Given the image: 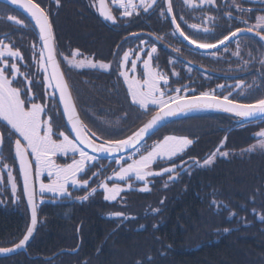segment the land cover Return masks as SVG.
Instances as JSON below:
<instances>
[{
  "label": "trees",
  "instance_id": "1",
  "mask_svg": "<svg viewBox=\"0 0 264 264\" xmlns=\"http://www.w3.org/2000/svg\"><path fill=\"white\" fill-rule=\"evenodd\" d=\"M173 2L181 29L200 42L215 43L243 25L237 16L228 13L237 10L230 0L189 8L181 0ZM43 4L51 8L56 52L78 114L101 138H124L145 121H138L141 114L131 105L116 69L68 66V73L63 65L64 56H71L72 49L77 48L80 55L115 58L123 45L141 38L139 33L131 34L141 32L137 30L147 28L159 37L160 50L153 58L168 77L172 90L187 85L212 91L223 85L219 89L222 94L231 93L230 98L243 103L264 97V43L255 36L237 43L238 55L235 41L213 54L184 46L174 35L168 16L158 14L164 9L163 4L153 10L154 15L148 21L135 17L120 18L116 23L100 18L88 0H59V6L55 0L53 4ZM9 16H15L17 22L9 21ZM206 16L213 19H205ZM199 24H206L209 31L190 27ZM0 40L9 42L21 53L23 59H18L21 70L28 75L29 84L36 92L31 99L46 101L54 125L68 131L52 90L46 100L48 88L38 64L41 48L38 29L25 12L3 0H0ZM173 48L181 51L175 53ZM192 52L207 62H224L228 67L218 74L212 72L217 76L179 69L176 64L183 62L180 57ZM261 127L264 120L239 121L237 116L217 110L170 120L143 143L150 142L162 128L190 135L194 143L169 163L183 162L184 166L218 148L227 149L228 155H218L207 166L193 164L174 181L165 179L171 173L156 176L148 191L130 189L113 202L105 200L100 190L92 193L86 188L75 197L37 202L38 227L27 251L0 256V264H137V261L141 264H264V220L260 218L264 216V150H241L254 139L252 132ZM2 133L0 166L10 165L5 169L13 172L18 187L15 197L4 171L0 181V246H9L25 233L30 214L15 157L16 135L8 130ZM86 195L88 198L82 199ZM115 210L133 214V218L123 221L106 215ZM77 246L76 251H71Z\"/></svg>",
  "mask_w": 264,
  "mask_h": 264
},
{
  "label": "snow or ice",
  "instance_id": "2",
  "mask_svg": "<svg viewBox=\"0 0 264 264\" xmlns=\"http://www.w3.org/2000/svg\"><path fill=\"white\" fill-rule=\"evenodd\" d=\"M55 2L59 6V0H55ZM100 2L101 15L103 18L115 23L116 17L106 11L104 0H100ZM155 2L156 0H151L150 3L145 4L144 0H141L140 5H134L132 0H128V2L123 5L125 10L121 15L130 17L133 15V11L139 7H143V10L147 12L154 6ZM166 2L167 8L161 9L160 11L162 17L173 11L172 0H166ZM184 2L188 4L191 0H184ZM208 2L211 3L212 0H208ZM11 3L22 7L28 14L30 21L33 22L34 27L38 29V38L42 45L39 50V67L42 68L45 73H48V69L51 68L50 74L45 75L44 80L46 81L48 89L58 90L59 102L63 104V115L67 117V121L71 125L72 131L76 133V137L75 139H70L68 135L61 132L59 135L62 139H53V127L50 119H42V115L46 114V107L38 103H31L30 107L26 108V100L21 99V89L12 87L13 79H15L19 72V68L14 62L9 65L8 61V58H18L22 60L23 57L19 50H14L10 44H6L3 40H0V120L6 122V125L10 126V128L18 134V138L15 140V157L19 159V171L23 176V194L27 196L28 205L31 207V223L27 227L26 234L23 235V238L20 239L18 243L13 244L12 247L0 248V253H9L26 247L37 225L36 188L32 179L33 163L35 164L36 176H40L43 172L47 171L48 176L51 178L48 184L42 181L40 182L39 194L41 197H43L45 191L61 196H69V184L73 187H84L89 183L88 180L81 182L77 178L78 174L84 173L85 171V161L97 159L96 154L99 153H120L129 149L133 150L132 155L138 153L144 140L158 130L170 117L191 111L215 109L232 113L248 121L256 118L264 120V97L251 103H241L237 99L230 98L231 93L222 96L216 95L215 90L202 91L199 92V94H195L193 90L190 93L187 85L174 90H161L160 82L163 81L164 84L167 85L168 79L162 73L153 70L151 62L153 60V54L157 53V47L153 44L150 50L141 48L139 53L125 51L119 62L121 69L130 62V71L135 73L140 53L147 51V59L143 60L142 65L144 77L142 80L136 78L134 75L130 77L128 71L124 70L119 72V76L123 77L127 89V96L130 97L131 105L137 106L144 113L149 112L153 107L158 110L151 116V119H149L147 123L127 138L97 144L90 138L95 137V133H91L81 125L77 116L76 105L73 102V97L69 90V85L60 70L55 46V34L53 32L49 13L45 11L39 3H34L33 0H11ZM237 7L238 10L244 11L243 9H239V6ZM128 9L132 10L130 11ZM247 11H251V9ZM207 19L212 20L213 18L208 17ZM8 20L17 22L15 16H9ZM171 22L176 24L179 35L183 36L185 40L189 41L190 44L195 45L197 48L205 50L226 46V42L236 40L238 35L244 31L241 28H236L234 31H230L227 35H224L222 39L216 40L215 43L200 42L197 39L185 35L180 25L176 23L175 16H172ZM19 23L22 24L23 21H19ZM244 23H246V21H244ZM190 27L198 28L197 25H190ZM254 29L259 30L257 35L264 41V15L258 16L256 18V23L249 27L247 31L252 32ZM203 31L207 33L209 29L204 28ZM157 39H159V37ZM145 43V41H141V44ZM237 49L236 55L239 54V44H237ZM176 51L179 52L180 50L176 49ZM74 55H79V53H74ZM133 55H136L137 58L131 59ZM262 63H264V61H262ZM69 64L76 67H85L84 61H69ZM87 66L101 70H108L111 67L110 64L107 63H93L91 61L88 62ZM9 71H11L13 79H9L6 75ZM173 74L176 75V73ZM240 86L239 83L236 85L237 88ZM219 87L224 86L221 85ZM172 91H174L175 94L169 95L168 92ZM30 92V88L25 90L24 95L26 98H30ZM254 135L259 138L257 144L250 146L247 151L251 152L257 147L264 150V129H261ZM2 139V134H0V142H2ZM22 141L24 143H22ZM193 143L194 141L188 137L164 136L162 140L155 142L151 146L150 151L140 155L139 159H132L131 163H127L126 167L121 165L120 171L115 173V176L120 180H125L131 178L130 174H134L137 180L145 181V187L141 189V191H148L146 178L149 176L156 177L162 176L165 173H171L173 175L170 176V180L174 181L178 178L177 169L183 168V162L181 165L173 163L171 167L158 172L151 171V166L157 159H167L171 161L174 157L184 153ZM81 145L92 149L94 155H89ZM58 152L64 154L71 152L73 156L78 152L80 158L78 160L73 159L71 164L59 166L56 165L53 160V157ZM30 155L34 157V161L29 160ZM217 155L226 156L228 154L221 153L219 149H217L216 152H213L204 159L203 164H200V161L195 159H193L191 163L201 167L207 166L213 163ZM123 159L124 157L121 156L120 159H117L115 162L120 164V161ZM129 159H131V155ZM3 167L7 168L8 166L4 165ZM7 179L11 183V191L15 195L17 192V183L11 170L7 171ZM101 186L107 193L105 200L109 201L115 200L123 190L118 185L109 187L107 184H103ZM128 187L131 189V185ZM95 191L96 189H92V193ZM87 198L86 195L82 199ZM114 215L122 216L123 213H115ZM260 218L264 220V216ZM225 231H228V229H225ZM148 259L151 260V257H148ZM137 264H141V261H137Z\"/></svg>",
  "mask_w": 264,
  "mask_h": 264
},
{
  "label": "rangeland",
  "instance_id": "3",
  "mask_svg": "<svg viewBox=\"0 0 264 264\" xmlns=\"http://www.w3.org/2000/svg\"><path fill=\"white\" fill-rule=\"evenodd\" d=\"M181 1L183 2V4L188 6V8L189 7H199V6H204V5H208V4H215L217 2V0H212L211 3H209L208 0H191L190 3L186 4L184 2V0H181ZM110 2H111L112 5L118 7V9L121 10V12H120V14H121L125 10L123 5L126 4L128 2V0H110ZM230 2H231V6H235L236 7V6H239L240 0H230ZM132 3L134 5H140L141 4V0H132ZM144 3L146 4L147 0H144ZM140 9H141V7L136 8L134 11H138ZM128 10L131 11L132 9H128ZM134 11H133V13H134ZM242 13H243V23H244V21H246V23H244V24L246 26H248V27H251L252 25H254L256 23V18L258 16L264 15V8L256 10L254 17H250L249 16L250 12L247 11V9H246L245 12H242ZM196 16L197 17H204L202 14H196ZM205 19H207V16L205 17ZM205 22H206V24H208L207 21H205ZM206 24H199V25H197L198 28H196V29H200V30L203 31L204 28H208V26ZM255 30H258V29H255ZM249 36H251V35L244 34V35L238 36L236 38V40H235L236 44L238 42L241 43L244 39L249 38ZM141 41H144L143 38L135 40V42H131V41L127 42L125 45H123L122 48L119 49L116 57L112 58V59H97V58H94V57L89 56V55H80V54L79 55H74V53H77V52L80 53V51L77 48H73L71 56H68L67 59H65L66 57L64 56V59L66 60V62H63V65H64L66 71L68 73H70V70L67 67L68 66L76 67V66H73L72 64H69V61H77V62L84 61L85 62V67H88L87 64H88L89 61H91L93 63H101V62H103V63L110 64L111 67L108 70L116 69L117 73H118V76H119V72L121 70H124V71H128V74H129L130 77L134 75L136 78L142 80L144 78L143 77V67H142V65H143V60L147 59V51H145L144 53H140V58L137 60V68H136L135 73L130 71V69H131V63L130 62L128 64H126L123 69H121L120 66H119V62L121 61V59L123 57V53L125 51H130V52H133V53H139L141 48H145L146 50H150L152 45H148L147 46L146 44H141ZM4 43L9 44V42H4ZM228 48L229 47H227V49ZM13 49L14 50H18V49L14 48V47H13ZM209 53L218 54L217 51H211ZM136 58H137L136 55H133L131 57V59H136ZM8 61H9V65L14 62V63L17 64V66L19 68V72L17 73L15 79H13L11 71L7 72L6 75L8 76L9 79H13L12 87L21 89V92H22L21 99H25L26 100V104H25L26 108L30 107L31 103H38V104L44 105L46 107V114L42 115V119H44V120H49L50 119V121L52 123V127H53V139H55V140L62 139V137L59 135V133H61V132H63L65 135H68L70 139H74L71 136V134L65 128L57 127L56 125H54V123L52 121V118H51V107H47V102L46 101H43L41 99H34V100L31 99L32 97L35 96L36 92L34 91L33 87H31V85L29 84L30 81H29L28 75L25 74L23 72V70H21V66L19 64L18 58H8ZM151 63H152V67H153L154 71H157V72L162 73L163 75H165L163 73V71L159 68L158 64L154 61V58H153ZM77 68H80V67H77ZM43 75L45 77V75H48V73H45L43 71ZM119 79H120L121 84L124 86L125 90L127 91L126 85L124 84V81H123V77L119 76ZM167 79H168V77H167ZM17 82L21 83V85L19 86L17 84ZM45 84H46V81H45ZM46 86H47V84H46ZM28 88L31 89L30 98H26L24 93H23V91H25ZM160 88H161V90H164V91H168L169 89L172 90V87L168 83H167V85H165L163 81L160 82ZM50 90H52V89H47L46 90V100L47 101H48ZM52 93H53V90H52ZM168 94L169 95H174L175 93H174V91H172V92H168ZM129 100H130V97H129ZM133 106L141 114V118L138 120L139 122L146 121L148 116H150L152 114V112L157 110L156 108L153 107V108L150 109L149 112L144 113L137 106H135V105H133ZM0 126H1V129L4 132L6 130L14 132V130H12L10 128V126H7L6 122H4L2 120H0ZM82 126L85 128L83 123H82ZM117 127L123 128L122 125L121 126L117 125ZM164 130H165V128H162L159 131V133L150 142H148L146 145L142 144L140 146V149H139L138 153L132 155V151H133L132 150L131 152H129L127 154L121 155V156L124 157V159L120 161V164H117L115 161L117 159H120L121 156H117L113 160L111 158L106 159V158H100V157L97 156V159H95L93 161H85V171H84V173L78 174L77 178L81 182L84 181V180H88L89 183H88L87 186H84V187H80V186L73 187V186H71V184H69V186H68V192L70 193L69 196H61L59 194H53L51 192L45 191V193L43 194V197H41L40 194H39V184H40V182L42 181L43 183L48 184L50 182L51 178L48 176L47 171L43 172V174L40 175V176H36V174H35V164L33 163V170H34V178H35V186H36V194H37V202H38V204H40L45 199L57 200L59 198H69L70 196H73V195L75 197L79 193V190H81L83 188H86L87 190L88 189L92 190L93 188H95L97 190H100L103 198L105 199V196L107 195V193L105 192L104 188L101 186L103 184H107L109 187H112L113 185H118L121 189H123L121 191V193L124 192V191L130 190L129 187H128L129 185H131V189H134V188L140 189V190L143 189L145 187V181L137 180L135 178L134 174H130V176H131L130 179L120 180L119 178H117L115 176V173L120 171L121 165L126 167L127 163H131L132 159H139L140 155L146 154L147 151H150L151 150V146L155 142L162 140L164 136L188 137V138L193 140V138L190 135L186 134V133L167 132V131H164ZM41 134H43V133H41ZM15 135H16V139H17L18 138V134L15 133ZM258 139L259 138H254L247 145L242 147L241 150L247 152V149L250 146L257 144V140ZM111 140H117V139H111ZM22 143H24V142L22 141ZM218 149H219V151L221 153H227L228 154V150L227 149H224V148H218ZM257 149H259V148L257 147L254 150H257ZM216 150L217 149L213 150L205 158L199 160L200 164H203L204 159H206L213 152H216ZM85 151L88 152L89 155H94V154L90 153L87 150H85ZM130 155H131V159H129ZM221 156H224V155H221ZM216 157H215V159H216ZM30 158H31V161H34V157H32L30 155ZM79 158L80 157H79V153L78 152L75 154V156H73L71 154V152H69L68 154H64V153H59L58 152L53 157V160H54L56 165L63 166V165L71 164L73 162V159H77L78 160ZM168 161L169 160H167V159H157L152 164L151 171L158 172V171H161V170H163L165 168L171 167V165L173 163H175V164L178 163V162L177 163L176 162L169 163ZM4 165H7L8 166L7 168H9V166H10L8 164H4ZM3 166H0V181L2 180V176H4V171H6V178H7L8 169H5ZM2 170H3V172H2ZM12 174H13V172H12ZM13 177H14V174H13ZM154 178H156V177L149 176V177L146 178L147 187L148 188H149V183L151 181H153ZM8 185H9V188L11 189V183L9 181H8ZM17 192H18V187H17ZM121 193L117 196V198L115 200H111V201L107 200V201H109V202L116 201L118 199V197L121 195ZM17 194L18 193L15 194V197L17 196Z\"/></svg>",
  "mask_w": 264,
  "mask_h": 264
},
{
  "label": "flooded vegetation",
  "instance_id": "4",
  "mask_svg": "<svg viewBox=\"0 0 264 264\" xmlns=\"http://www.w3.org/2000/svg\"><path fill=\"white\" fill-rule=\"evenodd\" d=\"M37 3H39L41 5V7H43L45 9V11H47L49 13V18H50V21L52 23V27L54 29V26H53V22H52V19H51V8H47L46 5L43 4V2H52L53 4V1L54 0H35ZM43 1V2H42ZM149 0H147L148 2ZM88 2H90L92 5H91V8H93V10L95 9V12L97 13V15L101 18L100 14H99V11H98V8H97V3H96V0H88ZM109 2V5L112 9V11L114 12L115 16L117 17V20H119L120 18H125V19H129V18H135V17H142V18H147V21L149 20V17L154 15V9L157 8V7H161L160 5L163 4V8H165V0H157L156 3L154 4V6L152 8H150L147 12L143 11V7H141L140 10L138 11H134L133 15L130 16V17H124L120 14L121 10L118 9V7L114 6L111 4L110 0H108ZM173 0H172V6H173ZM264 0H240V3H239V9H243L244 11H240L238 10V7L236 6H233L234 10H231V11H228V13H231L235 16H237L238 20L241 21V23L243 22V13L242 12H245L246 9L249 10L251 9V11H249V16L250 17H254L255 15V12L256 10L258 9H263L264 8ZM50 4V5H52ZM147 4V3H146ZM153 12V13H152ZM173 14H174V9H173ZM158 14H160V11L158 12ZM168 16V14H167ZM175 16V15H174ZM231 16V15H230ZM169 18V17H168ZM170 20V19H169ZM118 22V21H117ZM171 24V22H170ZM172 26V25H171ZM241 27H247L249 28L248 26H246L244 23L243 25H239L237 26L236 28H241ZM235 28V29H236ZM233 29V30H235ZM232 30V31H233ZM137 31H141L139 34H141V38H143V40L146 42L145 44L148 46V45H153L155 44L156 47H157V50H160L158 47H159V40H157V38L153 35L155 34V32H152V30H149L147 28L143 29V30H137ZM172 31L176 34L175 30L173 29L172 27ZM177 36V34H176ZM150 38H153L154 40H150ZM177 38L183 43L185 44L178 36ZM235 41V40H233ZM232 41V42H233ZM184 46H187L188 48L192 49V50H196L190 46H188L187 44H185ZM175 53H178L176 51L175 48H173ZM181 51V50H180ZM179 55V54H178ZM156 56V54H153V57ZM183 62H177V66L179 67V69L182 68V70L184 71H189V72H193L195 73L196 75H199V74H202L203 76L205 75H214L212 72L210 71H207V70H203L199 67H197V65H201L207 69H210L212 71H217L219 73H221L223 71V68H226L228 66H224V62L220 63V62H207L204 60V57L201 56L200 54L198 53H195V52H192L191 54H186L185 56L183 57H180ZM112 59V58H111ZM224 73V72H223ZM232 73H237V72H232ZM214 76H217V75H214ZM178 88V87H176ZM175 88V89H176ZM220 87L216 88V89H212V90H215V93L216 95H224L222 94V92L219 90ZM194 90L195 94H199V92H202V91H210V90H199L198 88H196L195 86H192V87H189V92L191 93L192 91ZM217 90V92H216ZM183 94V93H181ZM112 160L115 159V158H111Z\"/></svg>",
  "mask_w": 264,
  "mask_h": 264
},
{
  "label": "water",
  "instance_id": "5",
  "mask_svg": "<svg viewBox=\"0 0 264 264\" xmlns=\"http://www.w3.org/2000/svg\"><path fill=\"white\" fill-rule=\"evenodd\" d=\"M6 1H8L9 3H11V0H6ZM156 1H157V0H156ZM33 2H34V3H37L35 0H33ZM150 2H151V0H149L147 3H150ZM96 3H97V8H98V11H99V14H100L101 18H102L103 20H105V19L103 18V16L101 15V2H100V0H96ZM155 3H156V2H155ZM11 4H12V3H11ZM15 6L18 7V8H20L22 11H24V10L22 9V7H19V6H17V5H15ZM104 6H105V9H106L107 12H109L111 15L115 16L114 12L112 11V9H111V7H110V5H109L108 0H104ZM165 8H167V2H166V0H165ZM143 11H144V10H143ZM24 12H25V11H24ZM25 13H26V12H25ZM26 14H27V13H26ZM27 15H28V14H27ZM172 16H174L173 12H172V13H168V17H169V19H170V22H171ZM115 17H116V16H115ZM105 21H107V20H105ZM107 22H109V23H113V22H111V21H107ZM116 22H117V17H116V21H115V23H116ZM176 23H178L177 20H176ZM171 25H172L173 29L175 30L177 36H178V37H179V38H180L185 44H187L188 46H190V47H192V48H194V49H196V50L203 51V52H211V51H215V50L221 48V47H218V48H216V49H208V50H205V49H199V48H197L195 45L190 44L189 41L185 40L183 36L179 35V32H178L177 29H176V24H173V23L171 22ZM241 29H243L244 31H243L241 34H239L238 36H240V35H244V34H249V35H254V36L260 38V36L257 35L258 30H255V29H254L252 32H249V31H247V29H248L247 27H241ZM138 33H140V32H133V33H131V34H132V35H135V34H138ZM263 42H264V41H263ZM228 43H229V42H226V44H228ZM222 47H223V46H222ZM57 60H58V62H59V64H60V70H61V72H62L63 75H64V79L67 81V78H66L65 72H64L63 67H62V65H61V62H60V60H59V58H58V55H57ZM197 67H199V68H201V69H203V70H207V71L213 72V73H215V74H218V72H215V71H212V70H210V69H207V68H205V67H203V66H201V65H197ZM50 72H51V68L48 69V74H50ZM229 75H231V74H229ZM67 83H68V81H67ZM68 85H69V84H68ZM69 90H70V87H69ZM53 92H54V95H55L56 100H57V102H58V105H59V108H60L61 114H62L63 119H64V121H65V124H66V126H67V129H68V131L70 132L71 136L75 139V137H76V133L72 131V129H71V125H70V124L68 123V121H67V117L63 115V104L59 102V92H58V90H53ZM70 92H71V90H70ZM71 94H72V92H71ZM72 97H73V95H72ZM73 102H74V99H73ZM241 103H243V102H241ZM74 104H75V102H74ZM157 110H158V109H157ZM157 110H156V111H157ZM156 111H154V112H153V113L147 118V120H146L142 125H140L136 130H138V129H139L140 127H142L145 123H147L148 120L151 119V116H152ZM219 111H222V110H219ZM76 112H77V116H78L79 121L82 123L81 118H80V116H79V114H78L77 109H76ZM224 112H225V111H224ZM231 114H232V113H231ZM233 115H234V114H233ZM178 116H181V115H177V116H174V117H170V118H168L167 121H166L161 127H163V126H164L166 123H168L170 120H172V119H174V118H176V117H178ZM256 119H258V118H256ZM238 120H239V121H248V120H245L244 118H240V117H238ZM252 120H254V119H252ZM161 127H159V129H160ZM159 129H158V130H159ZM261 129H264V127H262V128H260V129H258V130H256V131H254V132H252V136H253L254 138H258V137H256L254 134L257 133L258 131H260ZM136 130H135V131H136ZM135 131H133V132H135ZM156 131H157V130H156ZM156 131H155V132H156ZM133 132H132V133H133ZM155 132H154V133H155ZM132 133H131V134H132ZM154 133H153V134H154ZM0 134H2V137H3V133H2V131H1V129H0ZM131 134H130V135H131ZM151 135H152V134H151ZM151 135H150V136H151ZM128 136H129V135H128ZM128 136H126L125 138H127ZM150 136H148L144 141H146ZM125 138H122V139H125ZM94 142L97 143V144H99V142H96V141H94ZM2 147H3V139H2V142H0V154H1V151H2ZM81 147H84L85 150H87V151H89L90 153L94 154L92 149L87 148V147L84 146V145H81ZM131 151H132V149H129V150H127V151H122V152H120V153H112V154H109V153H99V154H96V155H97L98 157L109 158V157H117V156H121V155L127 154V153H129V152H131ZM17 160H18V165H19V159L17 158ZM29 160L31 161L30 156H29ZM192 165H193V164L191 163V161L188 162L187 164H185V165L183 166V168H180V169L177 171V175L179 176L182 172L185 171V169L187 170V169H188L189 167H191ZM171 175H173V174H170V175H168V176L166 177V181H171V180H170V176H171ZM20 176H21L22 187H23V176H22L21 173H20ZM32 179H33V182H34V185H35L34 170H32ZM35 188H36V186H35ZM24 197H25V201H26V204H27V207H28V210H29V214H30V221H29V224H28V226H29L30 223H31V207L28 205V202H27V196L24 195ZM35 200H36V197H35ZM36 204H37V202H36ZM115 213H123V215H122V216H116V215H114ZM106 215H107L108 217H111V218H112V217H115V218H122L123 221H126V220H128V219L133 218V214H129V213L126 214V213H124V212L116 211V210H115V211L108 212ZM37 220H38V211H37ZM37 227H38V222H37V225H36V227H35V230H34V232H33L32 237H31L30 240L27 242V245H28L29 242L32 240V238H33V236H34V234H35V232H36V230H37ZM78 229H79V228H78ZM26 231H27V229H26ZM26 231H25L24 234H26ZM24 234H23V235H24ZM22 238H23V236H22L20 239H22ZM20 239H19V240H20ZM19 240H18L17 242H15V243H18ZM15 243H13V244H15ZM13 244H11V245H9V246H0V248H10V247L13 246ZM27 245H26V247L20 248V249H18V250L13 251V252H9V253H0V256H7V255H10V254H14V253H16V252H19V251H27ZM77 248H78V246H77L76 248H74V249H71V251L74 252V251L77 250Z\"/></svg>",
  "mask_w": 264,
  "mask_h": 264
},
{
  "label": "bare ground",
  "instance_id": "6",
  "mask_svg": "<svg viewBox=\"0 0 264 264\" xmlns=\"http://www.w3.org/2000/svg\"><path fill=\"white\" fill-rule=\"evenodd\" d=\"M208 111H215V109H207V110H200V111H191V112H187V113H181L179 115H184V114H191V113H201V112H208ZM219 111V110H217ZM82 125V124H81ZM106 143V142H105Z\"/></svg>",
  "mask_w": 264,
  "mask_h": 264
}]
</instances>
